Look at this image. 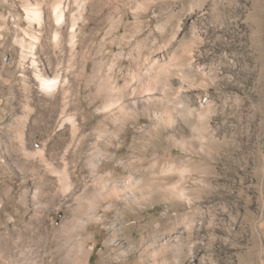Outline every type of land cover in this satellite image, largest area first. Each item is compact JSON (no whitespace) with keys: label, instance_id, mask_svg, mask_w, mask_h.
I'll use <instances>...</instances> for the list:
<instances>
[{"label":"rangeland","instance_id":"1","mask_svg":"<svg viewBox=\"0 0 264 264\" xmlns=\"http://www.w3.org/2000/svg\"><path fill=\"white\" fill-rule=\"evenodd\" d=\"M22 5L0 0V145L12 141L26 102V131L46 152L69 144L63 120L74 117L72 148L82 154L65 157L82 171L73 181L86 177L94 145L107 156L99 174L112 171L118 182L155 175L136 203H117L115 213L125 209L126 217L115 245L126 257H109V233L90 226L88 264H264V0H62L64 31L76 23L77 47L69 52L66 32L58 106L20 89L17 64L28 49L19 41L37 35ZM95 76L122 89L125 124L104 119ZM63 104V117L53 116ZM7 177L0 168V201L12 179L20 187V176ZM53 249L49 242V259Z\"/></svg>","mask_w":264,"mask_h":264},{"label":"bare ground","instance_id":"2","mask_svg":"<svg viewBox=\"0 0 264 264\" xmlns=\"http://www.w3.org/2000/svg\"><path fill=\"white\" fill-rule=\"evenodd\" d=\"M21 1L28 30L32 33L35 31L37 35L30 38L33 41H19L21 47L28 49L27 53L21 54L22 63L17 64V70L21 73L20 89L28 94H37L36 97L43 98L46 104L49 102L56 105L57 94L62 92L63 86L66 85L59 61L60 49L65 45L67 32L64 31L66 18L61 8L62 0L48 3L47 0H35L33 8L26 0ZM11 21L17 25L20 20L13 18ZM75 25V22L71 23L69 33L67 32V46L71 54L77 47ZM17 32L16 26L14 33L17 35ZM95 81L98 83L99 94L94 98L103 94L101 96H104L106 101L103 108L104 119L119 125L125 124L128 115L125 110L127 105L122 103L124 98L122 89L117 88L110 78L103 80L96 77ZM5 83L9 86L8 80ZM67 107V104H63L62 108L57 109L59 111L52 115L62 118ZM29 109L25 102L21 110V119L16 122L18 130L10 137L12 141L5 143L3 140L0 145V168L7 174L8 179H12L11 176L14 175L20 176V187L17 189V181L12 179V186L7 185L8 197L0 201V264H88L94 248L88 245V238L83 233H86L90 226H94L95 229L101 226L99 230L109 233L103 249L109 253V257L125 258L127 253L119 245H115L120 232L117 226L123 223L126 217L125 209L115 213L117 203L120 200L128 203L129 197L132 198L131 202L136 203L135 192L146 186L155 187L153 183L155 175L136 182L130 178L118 182L112 180V171L99 174L104 169L107 156L94 145L92 149H87L85 154L86 177L73 181L72 174L76 171L80 174L82 171L77 164L71 166L65 157L67 153H79L77 151L79 145L72 148L78 128L74 117L68 115L63 120V123L70 126L69 144L63 150L50 148L52 150L46 152L44 147L37 148L36 141L32 139L33 132L28 134L26 131ZM49 115L47 113V116ZM159 123L163 124L162 121ZM97 133L101 135V129ZM127 135L124 136L121 145L126 143ZM81 154L79 153L78 159L81 158ZM69 165L74 169L71 172ZM15 201L21 207L16 208L17 212L13 213ZM26 211L27 214L23 213ZM54 211L63 213L57 221L54 220ZM3 217L7 218L5 223H1ZM114 220H118L119 223H114ZM49 242L54 244L51 252L53 256L50 259L47 250ZM2 243L8 245V248L3 247ZM103 264L114 263L108 261Z\"/></svg>","mask_w":264,"mask_h":264}]
</instances>
